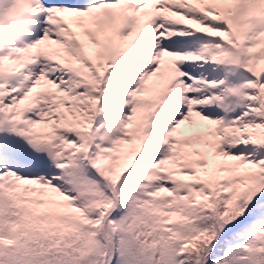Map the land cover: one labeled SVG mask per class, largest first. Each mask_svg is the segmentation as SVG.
Masks as SVG:
<instances>
[{
  "label": "snow or ice",
  "instance_id": "obj_1",
  "mask_svg": "<svg viewBox=\"0 0 264 264\" xmlns=\"http://www.w3.org/2000/svg\"><path fill=\"white\" fill-rule=\"evenodd\" d=\"M0 264H264V0H0Z\"/></svg>",
  "mask_w": 264,
  "mask_h": 264
}]
</instances>
